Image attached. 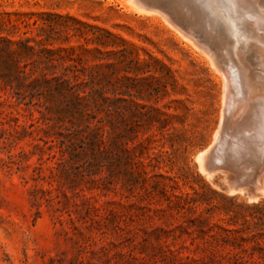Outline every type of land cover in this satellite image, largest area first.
<instances>
[{
  "label": "rangeland",
  "instance_id": "rangeland-1",
  "mask_svg": "<svg viewBox=\"0 0 264 264\" xmlns=\"http://www.w3.org/2000/svg\"><path fill=\"white\" fill-rule=\"evenodd\" d=\"M208 1L244 36L234 52L258 44L248 11ZM127 9L123 0H0V264H247L254 252L264 197L230 191L226 173L208 177L196 160L220 124L222 79L170 25ZM24 39L26 55L16 45ZM48 51L62 66L46 63ZM71 66L92 87L34 95L33 84ZM81 123L102 143L50 158L51 140L80 152Z\"/></svg>",
  "mask_w": 264,
  "mask_h": 264
},
{
  "label": "bare ground",
  "instance_id": "bare-ground-1",
  "mask_svg": "<svg viewBox=\"0 0 264 264\" xmlns=\"http://www.w3.org/2000/svg\"><path fill=\"white\" fill-rule=\"evenodd\" d=\"M123 2L131 12L152 15L163 20L168 26L170 25L169 27L178 32L189 44L196 47L195 50H199L200 55L202 53L205 56L204 59H209L210 68L222 79L223 109L221 111L220 124L209 146L204 151L202 150L201 153L199 152L196 157L200 171L210 177L213 171L207 170V167L209 168L208 159L218 147L223 132L233 129L235 131H244L248 135L255 133L258 138L264 134V110L259 109V103L264 102V95L260 94V91H264V88L262 84L257 83V78H262L263 73L260 70L254 74L252 73L254 67L258 69L264 67V53H261L264 51V0L229 1L230 3L232 2L231 5H234L235 8L248 11V15L251 16V36H255L254 40L259 45L254 44L256 46H252L255 43L252 41L251 48L247 52H234L236 41L238 44L243 42L244 36H234V29L229 23L227 16L219 6L208 0H201L199 4H196L197 0H186V3L182 6H174L170 0H123ZM185 6H188V8ZM201 6H204L212 13V17L207 14L208 11H204V8L201 11ZM191 12L201 16V24H205L209 31L215 33L214 37H217V40L220 41L219 44L216 43V39L213 41L212 38L214 37H210L207 32L195 28L193 25L195 24L193 23L194 16ZM253 14L257 15L258 18L255 16L256 20L252 18ZM206 17L212 19L208 24H206L208 22ZM236 17L238 18L239 16ZM219 46L220 48L218 49ZM257 95L260 96L255 98ZM250 137L252 138L251 135ZM230 189L232 192L245 190L234 187ZM250 194L254 199H258L259 196L264 197V175L259 180L256 191Z\"/></svg>",
  "mask_w": 264,
  "mask_h": 264
},
{
  "label": "trees",
  "instance_id": "trees-1",
  "mask_svg": "<svg viewBox=\"0 0 264 264\" xmlns=\"http://www.w3.org/2000/svg\"><path fill=\"white\" fill-rule=\"evenodd\" d=\"M30 42V39H24L20 40L16 43L18 47L21 48L22 53L26 55V53H30L32 51V47H30L28 44ZM11 44L10 42H8ZM48 58L46 60V63L53 69H57L58 67L62 66L61 64H55L56 59H54L52 56L54 55L53 52L48 51ZM19 61L16 63H13V67L15 64H18ZM18 67V66H17ZM16 67V68H17ZM19 70V69H18ZM20 74L24 73L23 71H18ZM72 72L74 75H69L68 73ZM77 72L76 66L67 67L64 69L63 72L58 73H52L50 75V78H43L40 80V82H37V84H33L32 90L35 92V96L42 97L44 93H47L48 95H51L53 93L56 94H62L64 90L71 91L75 90L76 88H79L81 86L83 87H92V80H85L81 79L78 75L75 73ZM27 79V78H24ZM20 80L19 77L14 78L13 80L9 81V84L12 86V83L18 82ZM80 81V82H78ZM41 107H43V110L39 111V113L42 115L43 118H45L46 113L49 111V107L47 106V102H43L41 104ZM80 119H83V117L80 115ZM84 124L85 133L87 134L86 137L78 144V148L80 149V152L76 151L75 146L68 145L65 141L60 140L56 144L54 140H51L49 142H45L44 146L48 147V150H52L54 148L57 149L55 153L49 154L48 156L50 158H55L58 153L64 154H74L76 156L82 154L86 150H89L91 147H93L97 143H102L103 134L99 132V130L91 127V123H81ZM91 163L88 164L87 172L88 174H91ZM260 216L257 217V223L256 227L258 228L259 232L254 236L255 238V247L254 252H256L257 257H255V253L249 254V259L244 261L247 264H264V206L260 208Z\"/></svg>",
  "mask_w": 264,
  "mask_h": 264
},
{
  "label": "water",
  "instance_id": "water-1",
  "mask_svg": "<svg viewBox=\"0 0 264 264\" xmlns=\"http://www.w3.org/2000/svg\"><path fill=\"white\" fill-rule=\"evenodd\" d=\"M208 165V171L226 173L229 186L255 192L264 175V134L258 138L255 133L226 130Z\"/></svg>",
  "mask_w": 264,
  "mask_h": 264
},
{
  "label": "snow or ice",
  "instance_id": "snow-or-ice-1",
  "mask_svg": "<svg viewBox=\"0 0 264 264\" xmlns=\"http://www.w3.org/2000/svg\"><path fill=\"white\" fill-rule=\"evenodd\" d=\"M170 2L174 5V6H182L184 3H186V0H170ZM197 3H201V0H197Z\"/></svg>",
  "mask_w": 264,
  "mask_h": 264
}]
</instances>
